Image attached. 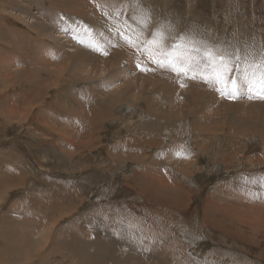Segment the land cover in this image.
<instances>
[{"label": "rangeland", "instance_id": "obj_1", "mask_svg": "<svg viewBox=\"0 0 264 264\" xmlns=\"http://www.w3.org/2000/svg\"><path fill=\"white\" fill-rule=\"evenodd\" d=\"M158 32L259 65L264 0H0V264H264V99Z\"/></svg>", "mask_w": 264, "mask_h": 264}, {"label": "snow or ice", "instance_id": "obj_2", "mask_svg": "<svg viewBox=\"0 0 264 264\" xmlns=\"http://www.w3.org/2000/svg\"><path fill=\"white\" fill-rule=\"evenodd\" d=\"M164 40L163 33L158 32L157 39L153 41V44L157 46V56L153 59V63L157 67L170 69L178 76L189 77L191 73L189 77L191 79H196L199 74L204 82L210 85H220L221 95H227L229 98L237 97L241 89H244L250 99H264V60L259 65L249 66L247 62H244L242 66L239 50L235 55H229L226 52L219 53V50L205 47L203 62H194L190 49L194 48L197 52L200 49L195 48L193 42L188 44L177 42L170 49H166ZM258 68L262 70L258 72ZM234 71L240 73V78L232 77ZM258 182L261 187H264V177L259 178Z\"/></svg>", "mask_w": 264, "mask_h": 264}, {"label": "bare ground", "instance_id": "obj_3", "mask_svg": "<svg viewBox=\"0 0 264 264\" xmlns=\"http://www.w3.org/2000/svg\"><path fill=\"white\" fill-rule=\"evenodd\" d=\"M101 4H102V3H101ZM100 11H101V10H100ZM115 13H116V12H115ZM171 21H172V20H171ZM167 28H168V27H167ZM18 30H19V29H18ZM169 33H170V32H169ZM85 62H86V61H85ZM84 67H85V66H84ZM119 68H120V67H119ZM40 71H41V70H40ZM37 73H38V72H37ZM25 75H26V74H25ZM49 76H50V75H49ZM49 76H48V77H49ZM26 78H27V77H26ZM26 78H25V79H26ZM24 85H25V84H24ZM51 85H52V84H51ZM26 87H27V86H26ZM28 88H29V87H28ZM30 90H31V89H30ZM89 98H90V96H89ZM91 101H92V100H91ZM71 102H72V101H71ZM86 102H87V101H86ZM68 103H69V102H68ZM83 103H84V102H83ZM78 110H79V109H78ZM144 149H145V148H144ZM76 167H77V166H76ZM171 198H172V197H171ZM177 198H178V197H177ZM175 200H176V198H175ZM171 201H172V200H171ZM180 201H181V200H180ZM169 204H170V203H169ZM176 205H177V204H176ZM124 206H125V205H124ZM238 209H239V208H238ZM118 220H119V219H118ZM142 221H143V220H142ZM213 224H214V223H213ZM213 224H212V225H213ZM243 224H244V222H243ZM239 225H240V224H239ZM214 226H215V224H214ZM244 226H245V225H243V228H244ZM109 228H110V227H109ZM216 228H218V226H217ZM219 228H220V226H219ZM245 228H246V226H245ZM223 229H225V228L223 227ZM236 229H237V228H236ZM236 229H235V230H236ZM241 229H242V228H241ZM111 230H112V229H111ZM111 230H110V231H111ZM225 231H226V230H225ZM230 231H232V230H230ZM237 231H238V230H237ZM240 231H241V230H240ZM243 231H244V230H243ZM238 232H239V231H238ZM246 232H248V231H246ZM235 233H236V232H235ZM239 233H240V232H239ZM242 233H243V232H242ZM236 234H237V233H236ZM239 235H241V234H239ZM197 237H198V236H197Z\"/></svg>", "mask_w": 264, "mask_h": 264}]
</instances>
